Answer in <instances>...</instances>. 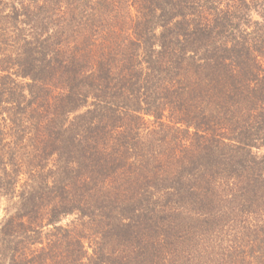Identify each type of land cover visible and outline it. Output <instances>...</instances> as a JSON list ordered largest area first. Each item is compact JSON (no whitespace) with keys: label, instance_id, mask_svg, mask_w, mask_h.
<instances>
[{"label":"trees","instance_id":"16d2710c","mask_svg":"<svg viewBox=\"0 0 264 264\" xmlns=\"http://www.w3.org/2000/svg\"><path fill=\"white\" fill-rule=\"evenodd\" d=\"M0 264H264V0H0Z\"/></svg>","mask_w":264,"mask_h":264},{"label":"rangeland","instance_id":"374dc122","mask_svg":"<svg viewBox=\"0 0 264 264\" xmlns=\"http://www.w3.org/2000/svg\"><path fill=\"white\" fill-rule=\"evenodd\" d=\"M0 216H1V214H0Z\"/></svg>","mask_w":264,"mask_h":264}]
</instances>
